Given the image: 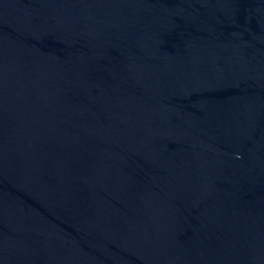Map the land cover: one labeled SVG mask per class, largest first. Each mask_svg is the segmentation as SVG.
<instances>
[{
	"label": "water",
	"instance_id": "95a60500",
	"mask_svg": "<svg viewBox=\"0 0 264 264\" xmlns=\"http://www.w3.org/2000/svg\"><path fill=\"white\" fill-rule=\"evenodd\" d=\"M0 264H264V0H0Z\"/></svg>",
	"mask_w": 264,
	"mask_h": 264
}]
</instances>
